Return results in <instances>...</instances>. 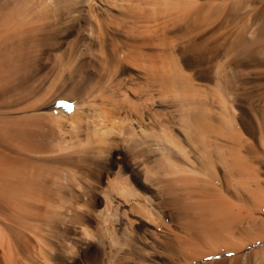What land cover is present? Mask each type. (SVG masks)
Segmentation results:
<instances>
[{
    "label": "bare ground",
    "instance_id": "6f19581e",
    "mask_svg": "<svg viewBox=\"0 0 264 264\" xmlns=\"http://www.w3.org/2000/svg\"><path fill=\"white\" fill-rule=\"evenodd\" d=\"M259 90L264 0H0V264H194L264 237Z\"/></svg>",
    "mask_w": 264,
    "mask_h": 264
},
{
    "label": "rangeland",
    "instance_id": "374dc122",
    "mask_svg": "<svg viewBox=\"0 0 264 264\" xmlns=\"http://www.w3.org/2000/svg\"><path fill=\"white\" fill-rule=\"evenodd\" d=\"M64 37H66V38H64ZM55 38H56V40H58L62 43H65L66 41H71L72 39H74V36L73 35L60 36V34H59V36L55 35ZM62 40H64L65 42ZM206 60H208L207 57L203 58V62L200 61L199 63L202 62L201 64H206V62H207ZM261 92H262V90H259L257 92L256 96L253 97L254 99L251 101L252 102L251 106H252V109H253L255 115L257 116V118H259V120H261V123L264 127V117L263 116L261 117V114L263 112L262 111L263 110L262 105H264V102H263L264 99L262 100V98H264L263 97L264 95H261L262 94ZM263 94H264V91H263ZM243 112H244L243 113L244 122L247 126L250 127V125L253 122L250 119L251 117H250L249 111L246 107H243ZM256 214L258 216H260L261 219L264 221V209L258 210L256 212ZM263 221L261 222V220H260L261 223H263ZM260 222H258V223H260ZM88 223L91 225L90 221H88ZM72 245H73L72 248L75 251H77L78 247L74 244H72ZM220 250L212 256L210 255V256L205 257L201 261H198V262L195 261L194 264H264V237L254 241V242L253 241H249V243L247 242L243 246V248L237 252L236 251L226 252L223 249H220ZM208 262H210V263H208ZM72 264H91V255L87 256L84 252H81L79 258Z\"/></svg>",
    "mask_w": 264,
    "mask_h": 264
},
{
    "label": "snow or ice",
    "instance_id": "6c2138e0",
    "mask_svg": "<svg viewBox=\"0 0 264 264\" xmlns=\"http://www.w3.org/2000/svg\"><path fill=\"white\" fill-rule=\"evenodd\" d=\"M62 106L68 108L69 110H71V106L70 105H67V104H62Z\"/></svg>",
    "mask_w": 264,
    "mask_h": 264
}]
</instances>
